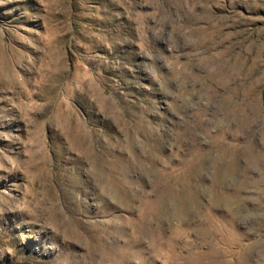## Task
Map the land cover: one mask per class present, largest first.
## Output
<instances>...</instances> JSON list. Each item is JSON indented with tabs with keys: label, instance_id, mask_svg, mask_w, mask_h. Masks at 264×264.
<instances>
[{
	"label": "rangeland",
	"instance_id": "rangeland-1",
	"mask_svg": "<svg viewBox=\"0 0 264 264\" xmlns=\"http://www.w3.org/2000/svg\"><path fill=\"white\" fill-rule=\"evenodd\" d=\"M0 264H264V0H0Z\"/></svg>",
	"mask_w": 264,
	"mask_h": 264
}]
</instances>
